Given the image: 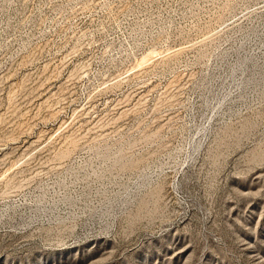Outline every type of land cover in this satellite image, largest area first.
<instances>
[{"label":"rangeland","instance_id":"rangeland-1","mask_svg":"<svg viewBox=\"0 0 264 264\" xmlns=\"http://www.w3.org/2000/svg\"><path fill=\"white\" fill-rule=\"evenodd\" d=\"M0 264H264V0H0Z\"/></svg>","mask_w":264,"mask_h":264},{"label":"bare ground","instance_id":"bare-ground-1","mask_svg":"<svg viewBox=\"0 0 264 264\" xmlns=\"http://www.w3.org/2000/svg\"><path fill=\"white\" fill-rule=\"evenodd\" d=\"M246 64H247V63H246ZM240 66H241V64H240ZM243 66H244V67L246 66V65H245V62H244V63H242V67H243Z\"/></svg>","mask_w":264,"mask_h":264}]
</instances>
